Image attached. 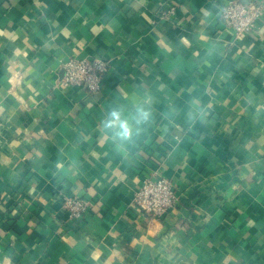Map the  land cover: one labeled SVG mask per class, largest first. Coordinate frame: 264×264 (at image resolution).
I'll return each mask as SVG.
<instances>
[{"label": "crops", "instance_id": "crops-1", "mask_svg": "<svg viewBox=\"0 0 264 264\" xmlns=\"http://www.w3.org/2000/svg\"><path fill=\"white\" fill-rule=\"evenodd\" d=\"M226 1L0 0V264H264V15L238 37ZM74 57L108 61L99 93L60 86ZM138 93L152 122L114 148L98 122ZM155 171L160 219L135 203Z\"/></svg>", "mask_w": 264, "mask_h": 264}, {"label": "built area", "instance_id": "built-area-1", "mask_svg": "<svg viewBox=\"0 0 264 264\" xmlns=\"http://www.w3.org/2000/svg\"><path fill=\"white\" fill-rule=\"evenodd\" d=\"M262 2L228 0L222 6L220 18L223 25L238 37L251 36L257 29L258 21L264 15ZM172 6L163 10V16L175 12ZM63 78L60 86H84L90 93L102 90L103 80L108 71V61L103 58H69L62 64ZM1 108V106H0ZM179 202L174 183L155 171L148 176L138 189L136 205L155 219L163 218ZM63 210L70 221L80 223L91 210V202L78 196H66L63 199Z\"/></svg>", "mask_w": 264, "mask_h": 264}, {"label": "clouds", "instance_id": "clouds-1", "mask_svg": "<svg viewBox=\"0 0 264 264\" xmlns=\"http://www.w3.org/2000/svg\"><path fill=\"white\" fill-rule=\"evenodd\" d=\"M152 118L150 99L138 93L130 104L112 103L102 114L98 130L114 148L123 149L137 144Z\"/></svg>", "mask_w": 264, "mask_h": 264}]
</instances>
